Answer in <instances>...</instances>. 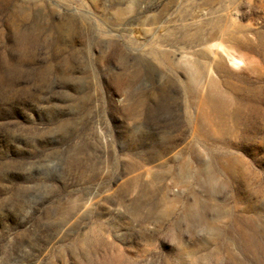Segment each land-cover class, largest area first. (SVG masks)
Masks as SVG:
<instances>
[{
    "label": "rangeland",
    "instance_id": "rangeland-1",
    "mask_svg": "<svg viewBox=\"0 0 264 264\" xmlns=\"http://www.w3.org/2000/svg\"><path fill=\"white\" fill-rule=\"evenodd\" d=\"M0 264H264V0H0Z\"/></svg>",
    "mask_w": 264,
    "mask_h": 264
},
{
    "label": "bare ground",
    "instance_id": "bare-ground-1",
    "mask_svg": "<svg viewBox=\"0 0 264 264\" xmlns=\"http://www.w3.org/2000/svg\"><path fill=\"white\" fill-rule=\"evenodd\" d=\"M227 44H219L217 46V50H213L210 47H206V51L208 52V57L210 59L209 65L210 68L209 74H211L214 68L218 69L223 66L228 70L233 71H241L247 65L245 57L235 50V45L232 41H226ZM193 74V72H192ZM211 76V75H210ZM211 78V86H215L214 80ZM215 99H211V103L214 105Z\"/></svg>",
    "mask_w": 264,
    "mask_h": 264
}]
</instances>
